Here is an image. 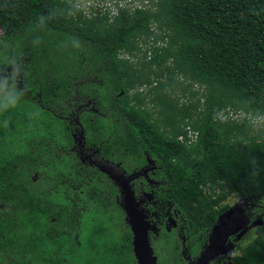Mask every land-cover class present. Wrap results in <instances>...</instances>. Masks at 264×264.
Listing matches in <instances>:
<instances>
[{
    "label": "trees",
    "instance_id": "16d2710c",
    "mask_svg": "<svg viewBox=\"0 0 264 264\" xmlns=\"http://www.w3.org/2000/svg\"><path fill=\"white\" fill-rule=\"evenodd\" d=\"M108 1L119 6L29 34L64 0H0V37L20 43L30 73L0 124V264H136L117 188L79 158L74 130L127 173L155 161L160 218L178 212L192 258L227 199L247 198L240 216L262 223L230 264H264V0ZM69 37L81 47H62ZM158 231L157 264H188L175 230Z\"/></svg>",
    "mask_w": 264,
    "mask_h": 264
},
{
    "label": "flooded vegetation",
    "instance_id": "af4514ba",
    "mask_svg": "<svg viewBox=\"0 0 264 264\" xmlns=\"http://www.w3.org/2000/svg\"><path fill=\"white\" fill-rule=\"evenodd\" d=\"M77 131L74 130V139L76 143V150L77 155L83 162H87L88 164L94 166L95 168L101 170L104 172L109 178L112 183L116 186L118 194H116V202L120 205L121 210L124 214V221L127 224L126 221V214L122 208V197L120 195V189H119V183L115 181L113 178L116 177L118 180H128L130 188L133 190L134 195L137 200H139V208L143 209V211L147 214V219L150 221L151 225L153 226V229L149 231V240L151 244L152 237L155 238L158 234V230L162 227L167 232H171L172 230H175V233L177 235V238L180 240L181 245V254L183 257L187 260L188 264H194L195 260L200 255L203 247L208 243L209 236L212 230L213 225L217 222V219L209 229V232L207 234V237L204 241V243L201 246V249L199 250L198 254L192 258L190 254L188 253V250L190 246L187 244L186 235L184 233V226L181 224L180 219H178V212L171 207H168L165 212H163V219L160 218L159 213V207L158 201L159 198L156 199L155 196L158 194L157 191H160L159 184L160 181L155 178V175L157 174L156 170L158 166L155 164V161L152 158H149L146 156V164L142 167H140L139 170L131 171L129 173L126 172V170L121 166L119 162H112L109 159H105L102 156L98 155V149L91 151L86 147V145L83 142V139L79 138V133H76ZM82 144V146H81ZM37 172H35L33 175H31L32 179H36ZM113 177V178H112ZM149 187V189H145V187ZM42 192H47L48 187H40ZM156 193V194H155ZM155 206V210L152 208ZM77 214L80 216V214L77 212ZM78 216V217H79ZM128 225V224H127ZM236 234L230 235L227 240L233 242L234 249L232 250L230 255H218L216 256L212 261H210L209 264H230L231 263V257L234 255V251L236 249L237 240H235ZM152 246V244H151ZM153 253L154 248L152 246Z\"/></svg>",
    "mask_w": 264,
    "mask_h": 264
},
{
    "label": "water",
    "instance_id": "95a60500",
    "mask_svg": "<svg viewBox=\"0 0 264 264\" xmlns=\"http://www.w3.org/2000/svg\"><path fill=\"white\" fill-rule=\"evenodd\" d=\"M79 135V138L82 139V131ZM113 179L119 183L121 205L132 232V250L136 264H157V257L153 253L149 240V231L153 229V226L147 219V214L139 208V200L136 199L128 180H118L116 177ZM248 202L247 198L239 199L217 218V222L212 227L209 241L203 247L194 264H209L218 255H230L234 246L232 241L227 240L228 237L236 234L235 240H237L244 231L262 223L261 218L248 223L245 218L240 216V208L247 205Z\"/></svg>",
    "mask_w": 264,
    "mask_h": 264
},
{
    "label": "clouds",
    "instance_id": "9594fccd",
    "mask_svg": "<svg viewBox=\"0 0 264 264\" xmlns=\"http://www.w3.org/2000/svg\"><path fill=\"white\" fill-rule=\"evenodd\" d=\"M64 7H55L47 15L39 14L32 20L26 31L29 34L43 31L48 22L58 18H72L82 11L81 0H64ZM33 46L41 43L39 35H33ZM61 46L68 48H80V41L76 37H69L61 41ZM27 57L21 50L20 43L10 39L0 37V124L7 128L10 118L7 114L22 106L26 95L30 91L28 77ZM39 114V109L27 113L29 118H34Z\"/></svg>",
    "mask_w": 264,
    "mask_h": 264
},
{
    "label": "rangeland",
    "instance_id": "374dc122",
    "mask_svg": "<svg viewBox=\"0 0 264 264\" xmlns=\"http://www.w3.org/2000/svg\"><path fill=\"white\" fill-rule=\"evenodd\" d=\"M133 2L131 5L129 4V1H125L122 2V6L126 5L128 7H138L140 5H142V2H145V0H131L130 3ZM82 3V8L87 12L88 8L90 7V5H94L95 7H100L102 5L107 6L108 8L112 9V7H118L119 5H116L115 3H112V1H103V4L100 5V1L99 0H81ZM99 4V5H98ZM0 35H2V31L0 30ZM148 45V44H146ZM146 47V46H145ZM143 46V48H145ZM127 55V54H124ZM129 58H131V60L135 63L137 61L143 60V58L141 56H130ZM141 70H143V67L141 68ZM196 88V87H195ZM145 86H141L140 88H138V90H144ZM152 106L148 105V109L149 111H152ZM156 110V109H155ZM155 115V113H154ZM232 114L230 113L229 116H231ZM231 117L233 118H238L237 116L232 115ZM254 124L256 125L257 130H263L264 128V121L262 118H257L253 120ZM239 199L231 196L227 199V203H229L231 206L234 205ZM253 228L247 229L246 231H244L241 235V237H239V239H237V243L239 242V244L241 243V247H244L248 242H250L253 237H254V232H253ZM237 238V237H236ZM235 252V251H234ZM239 253V250L237 251ZM226 264V263H223Z\"/></svg>",
    "mask_w": 264,
    "mask_h": 264
},
{
    "label": "built area",
    "instance_id": "2783aa9c",
    "mask_svg": "<svg viewBox=\"0 0 264 264\" xmlns=\"http://www.w3.org/2000/svg\"><path fill=\"white\" fill-rule=\"evenodd\" d=\"M183 140V138H181Z\"/></svg>",
    "mask_w": 264,
    "mask_h": 264
}]
</instances>
